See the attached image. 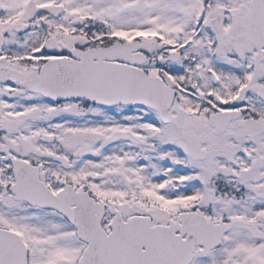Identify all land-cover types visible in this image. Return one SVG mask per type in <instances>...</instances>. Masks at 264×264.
I'll return each mask as SVG.
<instances>
[{
	"label": "snow or ice",
	"instance_id": "obj_1",
	"mask_svg": "<svg viewBox=\"0 0 264 264\" xmlns=\"http://www.w3.org/2000/svg\"><path fill=\"white\" fill-rule=\"evenodd\" d=\"M0 264H264V0H0Z\"/></svg>",
	"mask_w": 264,
	"mask_h": 264
}]
</instances>
